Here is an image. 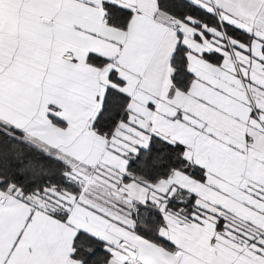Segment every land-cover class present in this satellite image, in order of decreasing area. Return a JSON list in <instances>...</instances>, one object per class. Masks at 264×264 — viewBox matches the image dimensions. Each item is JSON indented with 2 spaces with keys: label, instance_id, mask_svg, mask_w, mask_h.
<instances>
[{
  "label": "snow or ice",
  "instance_id": "obj_1",
  "mask_svg": "<svg viewBox=\"0 0 264 264\" xmlns=\"http://www.w3.org/2000/svg\"><path fill=\"white\" fill-rule=\"evenodd\" d=\"M0 264H264V0H0Z\"/></svg>",
  "mask_w": 264,
  "mask_h": 264
}]
</instances>
